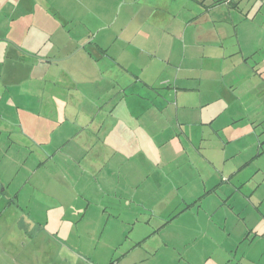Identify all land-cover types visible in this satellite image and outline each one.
Returning a JSON list of instances; mask_svg holds the SVG:
<instances>
[{"label":"crops","instance_id":"obj_1","mask_svg":"<svg viewBox=\"0 0 264 264\" xmlns=\"http://www.w3.org/2000/svg\"><path fill=\"white\" fill-rule=\"evenodd\" d=\"M59 4L0 0L5 257L230 264L260 244L264 0Z\"/></svg>","mask_w":264,"mask_h":264},{"label":"rangeland","instance_id":"obj_2","mask_svg":"<svg viewBox=\"0 0 264 264\" xmlns=\"http://www.w3.org/2000/svg\"><path fill=\"white\" fill-rule=\"evenodd\" d=\"M47 1L51 2L53 4L54 3L59 4V2L61 3V0H47ZM54 6H56V5H54ZM117 10H116V12H117ZM3 139H5V138H3ZM2 157H3L2 153L0 152V160H2V165L4 166L5 162L8 160V158H7V156H4V159ZM2 165H0V169L2 170L3 174H6L7 170H6V168H2ZM253 223H256V221L253 220ZM258 226H263V224L258 225ZM1 229H2V225H1ZM220 238H222V237H220ZM249 238H251V235H249ZM256 239H257V236H255L254 240H256ZM262 240L263 241L260 244L252 243L251 247H249V244L247 243V242H249L248 240H246L247 242L245 241V243L244 242L240 243L236 255L233 253V256H231L232 259H234L235 261H239L240 256L243 253V254H246L247 258L249 260H251L253 264H264V239H262ZM6 243H7L6 236L4 237L0 234V264H12L8 260V258L5 257V248L6 247H4V246L6 245ZM42 251H43V249H40L39 251L37 250L35 252L34 256H32V257H34L35 259H38V257L41 255ZM28 258H30V256ZM53 259L57 260V259H55L54 256H53ZM216 259L221 260L218 258H216ZM213 260H215V257H213ZM234 260H232V262L230 264H233V262H235ZM224 261H225L224 256H222V264ZM238 264H242V263L239 262Z\"/></svg>","mask_w":264,"mask_h":264}]
</instances>
